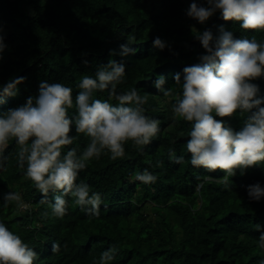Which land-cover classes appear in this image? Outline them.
<instances>
[{
  "label": "trees",
  "instance_id": "1",
  "mask_svg": "<svg viewBox=\"0 0 264 264\" xmlns=\"http://www.w3.org/2000/svg\"><path fill=\"white\" fill-rule=\"evenodd\" d=\"M200 2V0H198ZM191 0H0V28L9 48L0 60V85L14 76L26 77L15 97L0 101V112L22 105L38 95L41 81L64 83L79 91L84 74H93L107 64L109 51L126 44L135 55L111 57L126 66L121 91L136 88L148 93L146 115L160 121L161 131L140 151L125 144L126 157L113 160L104 154L80 173V179L102 194L98 218L85 215L71 205L63 218L51 215L52 197L41 203V194L18 166V146L11 140L5 149V167L0 169V205L7 191H18L29 205L17 211L14 205L0 206V219L39 253L37 264H93L110 244L119 248L112 264H258L264 250L257 246L264 228V199L250 201L246 186L264 185V163L241 176L232 177L231 191L218 178L224 173L193 168L186 150L190 128L182 118H173L174 74L198 63L204 53L192 28L204 31L223 25L236 38L264 39V33L242 30L238 22L224 21L219 13L201 25L185 14ZM165 40L163 51L152 46L154 37ZM87 60V64L82 61ZM163 76L174 95L165 97L152 81ZM264 95V76L257 78ZM95 98L107 99L97 92ZM75 108L69 109V115ZM223 119L234 130L243 126L238 114ZM68 148L83 151L89 139L83 134ZM169 149L184 156L180 164L169 160ZM147 168L157 176L145 185L134 173ZM214 177L207 179L206 177ZM217 178V179H215ZM71 200V198H68ZM61 248L52 251V244Z\"/></svg>",
  "mask_w": 264,
  "mask_h": 264
},
{
  "label": "clouds",
  "instance_id": "2",
  "mask_svg": "<svg viewBox=\"0 0 264 264\" xmlns=\"http://www.w3.org/2000/svg\"><path fill=\"white\" fill-rule=\"evenodd\" d=\"M217 13L224 21L238 22L242 30L264 33V0H191L185 10L187 17L201 25ZM192 32L204 53L198 56V63L183 68V77L181 73L174 74L180 91L175 94L171 111L174 119L182 118L190 124L185 144L189 164L208 172L221 170L224 175L218 179L231 191V178L237 170L243 176L247 169L264 163V95L253 83L264 76V39L256 35L236 38L223 25L217 28L216 35L211 28L201 32L193 27ZM152 46L161 51L169 47L159 36L153 38ZM8 48L0 28V60ZM135 54L136 49L126 44L120 45L119 53L110 50L107 64L99 66L94 75L81 76L75 98L72 87L44 80L38 95H30L22 105L0 112V169L7 160L5 149L14 140L18 166L41 194L40 202L48 203L50 192L59 193L50 203L51 215L57 218H63L71 205L90 218H98L102 194L81 180L80 173L106 153L113 160L125 158L128 142L143 151L161 131L160 121L145 114L148 93L141 95L136 88L119 90L125 81L126 66L111 57ZM25 80L26 77L14 76L0 85V101L15 97ZM165 84L163 76L152 81L159 93L173 96ZM104 91L107 99L95 98V93ZM73 108L75 113L69 115ZM237 114L246 117L238 131L223 119L214 118ZM73 131L89 139L83 151L75 147L65 150L76 139ZM168 155L172 163L184 161V156H177L173 149ZM134 178L145 185L157 181L147 168L135 172ZM246 192L250 201L264 199V185L259 182L246 186ZM2 200L0 206L5 208L14 205L19 211L29 207L18 191L5 192ZM254 227L260 232L257 246L264 250V228L259 224ZM60 248V243L52 244L53 252ZM118 251L117 245L110 244L93 264H112ZM38 260L39 253L0 219V264H37ZM258 264H264V258Z\"/></svg>",
  "mask_w": 264,
  "mask_h": 264
}]
</instances>
